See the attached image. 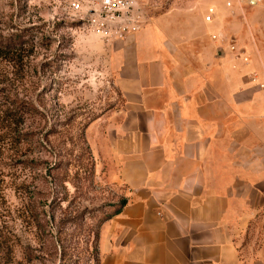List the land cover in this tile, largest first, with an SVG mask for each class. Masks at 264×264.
Here are the masks:
<instances>
[{
	"label": "rangeland",
	"instance_id": "374dc122",
	"mask_svg": "<svg viewBox=\"0 0 264 264\" xmlns=\"http://www.w3.org/2000/svg\"><path fill=\"white\" fill-rule=\"evenodd\" d=\"M236 4L0 0V40L24 37L0 52V264H99V228L125 194L107 140L123 107L121 84L133 85L119 70L150 57L149 39L161 43L167 68L216 61L247 73L244 82L264 83L261 60L252 61L264 52V25L246 22L244 2L235 15ZM230 37L232 65L224 59ZM208 73L193 79L208 84Z\"/></svg>",
	"mask_w": 264,
	"mask_h": 264
},
{
	"label": "crops",
	"instance_id": "0c3cea01",
	"mask_svg": "<svg viewBox=\"0 0 264 264\" xmlns=\"http://www.w3.org/2000/svg\"><path fill=\"white\" fill-rule=\"evenodd\" d=\"M246 15L263 26L264 0ZM149 45L119 70L133 85L121 84L107 140L125 203L99 228V264H264V83L216 61L167 68L161 43ZM255 60L264 82V52Z\"/></svg>",
	"mask_w": 264,
	"mask_h": 264
},
{
	"label": "trees",
	"instance_id": "16d2710c",
	"mask_svg": "<svg viewBox=\"0 0 264 264\" xmlns=\"http://www.w3.org/2000/svg\"><path fill=\"white\" fill-rule=\"evenodd\" d=\"M23 42H24L23 34L14 35L12 39L8 38L4 41L0 40V52L3 56H7L10 53V51H12L13 49L20 48ZM124 203L125 200L122 199L119 208L109 218L117 214L124 205Z\"/></svg>",
	"mask_w": 264,
	"mask_h": 264
},
{
	"label": "built area",
	"instance_id": "2783aa9c",
	"mask_svg": "<svg viewBox=\"0 0 264 264\" xmlns=\"http://www.w3.org/2000/svg\"><path fill=\"white\" fill-rule=\"evenodd\" d=\"M254 1H255L254 4H256V3H260L262 0H254ZM241 2H245L247 5H253V3H251V0H225V6L227 8H230V7H232L233 3H241ZM106 4H107V2H106ZM213 15H214L213 8L212 7L207 8V10L204 14V21H206V22L211 21L213 18ZM233 43H234L233 40L230 39L229 40V49L231 52H234V50L236 49L235 45ZM236 56L241 57L245 61L248 59V57L242 51H240V52L237 51Z\"/></svg>",
	"mask_w": 264,
	"mask_h": 264
},
{
	"label": "water",
	"instance_id": "95a60500",
	"mask_svg": "<svg viewBox=\"0 0 264 264\" xmlns=\"http://www.w3.org/2000/svg\"><path fill=\"white\" fill-rule=\"evenodd\" d=\"M251 3H255V1L254 0H251ZM217 53L219 54V55H222L223 54V52H222V50L221 49H218L217 50Z\"/></svg>",
	"mask_w": 264,
	"mask_h": 264
}]
</instances>
